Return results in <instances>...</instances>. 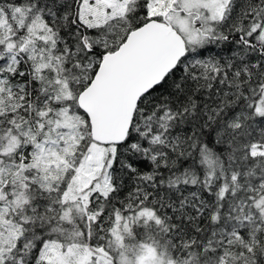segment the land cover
Segmentation results:
<instances>
[{
  "label": "snow or ice",
  "instance_id": "obj_1",
  "mask_svg": "<svg viewBox=\"0 0 264 264\" xmlns=\"http://www.w3.org/2000/svg\"><path fill=\"white\" fill-rule=\"evenodd\" d=\"M0 264H264V0H0Z\"/></svg>",
  "mask_w": 264,
  "mask_h": 264
}]
</instances>
